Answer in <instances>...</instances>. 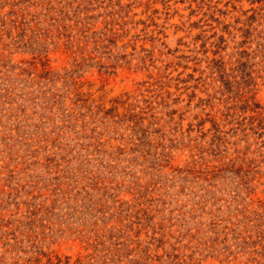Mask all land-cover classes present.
<instances>
[{
  "label": "rangeland",
  "instance_id": "obj_1",
  "mask_svg": "<svg viewBox=\"0 0 264 264\" xmlns=\"http://www.w3.org/2000/svg\"><path fill=\"white\" fill-rule=\"evenodd\" d=\"M0 264H264V0H0Z\"/></svg>",
  "mask_w": 264,
  "mask_h": 264
}]
</instances>
